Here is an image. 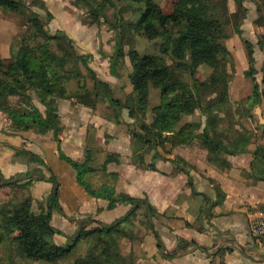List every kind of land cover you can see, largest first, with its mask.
<instances>
[{"label":"trees","instance_id":"1","mask_svg":"<svg viewBox=\"0 0 264 264\" xmlns=\"http://www.w3.org/2000/svg\"><path fill=\"white\" fill-rule=\"evenodd\" d=\"M234 2L239 8L243 5V0ZM125 3L126 7L120 9L113 0H74L75 7L87 8L88 14L83 24L89 26L98 24L100 19L109 21L105 9L115 8L116 22H109L110 28L117 31L109 54V72L119 77L127 57L130 63L128 77L132 86L131 93L124 99L113 97L109 85L88 67L92 55H78L65 33L57 31L50 34L35 16L28 21L25 34L17 39L15 50L10 47V53L14 50V59L8 63L0 57V111L10 120V128L40 134L52 132L54 140L58 142L61 124L57 101L74 99L76 103L95 108L101 94L105 96L102 91H106L111 94L108 100L114 105L115 117L119 116V110L126 109L130 118L136 115L142 118L143 122L133 134L137 141L153 148L159 144V138L172 146L199 137L207 150L208 162L218 167H228L229 163L221 155L238 153V147H247L254 141V136L247 131L245 136L234 134L228 138L225 132L218 129L223 121L220 113L226 115L225 107L228 106L229 76L223 69V63L229 57V52L224 44L227 35L219 19L225 17V14L216 12L211 0H177L168 14L163 12L155 0H125ZM132 3L138 6H131ZM225 6L224 3V11ZM24 7V3L18 0H0V9L5 11L18 12ZM128 7L133 10L137 7L134 10L136 18L125 21L121 14ZM46 17L52 18L49 12ZM137 37L157 41L158 52L140 54L133 47ZM242 40L249 60V69L244 74L252 82L249 97L252 107L264 100V91L254 73V44ZM80 64L87 69L89 76L82 73ZM198 66L210 68V75L203 80L193 77L190 84L179 77V72H189L192 76ZM87 80L91 81L90 88H87ZM69 83L74 84L73 89L67 88ZM149 84L158 88L160 97L159 104L152 108H149L148 102ZM205 89L215 93L207 107L201 106L200 99V93ZM11 97L16 99L14 103L10 102ZM37 105L43 107V111ZM196 110H200L205 117L203 126L198 122L182 123L183 116L192 115ZM147 118L151 119L149 124L146 123ZM221 137H225L227 143L232 142L233 146L227 147ZM245 151L246 148L240 152ZM21 155L28 157L29 162L44 166L35 156L28 153ZM59 157L75 170L77 182L90 196L107 199L109 209L119 203L128 204L130 209L110 224H98L87 229L82 223L77 234L68 238L66 246L56 245L52 242V236L59 232L51 226L50 220L54 210L60 211L57 204L58 183L47 168L49 175L46 178L39 172L41 180L45 179L52 184V190L45 201V210L34 214L29 199L15 211L0 207V247L3 243L8 244L22 259L60 264L61 260L71 254L79 240L91 237L95 244L89 255L76 260L74 264H133L132 255L123 256L120 253L118 240L122 237L133 238L126 226L133 223L141 208H144L146 224L150 226L149 214L152 208L148 201L117 195L114 188L108 185L91 187L84 181L87 173L95 171L87 165L88 157L82 163L61 153ZM156 157L159 154L153 155L152 159ZM253 157L264 173V153L260 147H256ZM143 158L141 156L142 161ZM153 167L152 162L148 168ZM22 177L29 179L31 174H19L9 180L1 179L0 187L15 184L27 188L31 184L30 180L17 184ZM261 179H264V174ZM153 234L158 247L162 249L157 234Z\"/></svg>","mask_w":264,"mask_h":264},{"label":"crops","instance_id":"2","mask_svg":"<svg viewBox=\"0 0 264 264\" xmlns=\"http://www.w3.org/2000/svg\"><path fill=\"white\" fill-rule=\"evenodd\" d=\"M41 1L52 16L48 32L62 30L78 55L90 52L88 67L109 85L113 97L124 99L131 93L127 57L119 77L109 72L111 30L83 24V13L71 0ZM0 57L5 62L11 59L6 41L0 44ZM80 69L83 74L88 73L82 64ZM57 113L61 124L58 142L52 132L11 129L10 120L0 111V180L31 174L17 184L31 181L27 190L35 214L45 210L52 190V184L41 180L39 172L46 178L50 171L57 180L60 211L54 210L50 220L59 232L53 235L54 244H66L82 223L87 229L110 224L130 209L124 203L109 209L107 199L90 196L77 182L75 170L60 159L61 153L78 163L88 157L87 165L95 171L87 173L84 181L91 187L108 185L117 195L148 201L152 208L150 226L141 208L133 223L126 226L133 238L122 237L120 242L121 254L132 255L133 264H264V240H257L250 233L251 223L264 213V173L253 157L257 146L264 153V137L262 143L249 145L245 152L224 153L221 157L229 166L218 167L208 162L207 150L199 137L172 146L159 138V144L147 150V145L133 137L142 118H130L126 109L119 110V116L114 118L105 103L98 102L92 108L74 99H59ZM190 121L192 116L182 117V123ZM150 122L147 118L146 123ZM196 122L204 125L203 120ZM227 147L231 148L230 144ZM22 153L35 156L44 166L29 162ZM156 154L159 157L152 159ZM152 162L154 167L150 169ZM87 176L91 178L87 180Z\"/></svg>","mask_w":264,"mask_h":264},{"label":"rangeland","instance_id":"3","mask_svg":"<svg viewBox=\"0 0 264 264\" xmlns=\"http://www.w3.org/2000/svg\"><path fill=\"white\" fill-rule=\"evenodd\" d=\"M18 1H21L25 5V7L18 12H11L0 9V44L6 41L7 45L9 43V49L12 46L11 49L14 50L16 48L17 39L25 34L27 30L28 21L31 18L37 16L40 19L41 23L44 25L45 29L49 24H51V19H48L46 17L47 9L45 8L41 0ZM155 1L160 5L163 12L168 14L172 11L177 0ZM211 1L213 3L214 8H216V10L214 9L216 12L218 11L220 14L221 12L225 14V17L219 19L221 20L223 28L227 35L226 39L224 40V44L229 52V57L226 58L225 63H223V69L229 76L228 106L225 107L226 115L224 114V112L220 113V116L223 117V121L219 125L218 129H220V131L222 132H225V136H227L228 138L230 136H233L234 134H237V136H245L246 132L250 131L254 136V141L249 145L260 144L262 143L264 137L262 135V131L264 130V100L257 106L255 105L250 107L249 97L252 92V82L250 78L246 77L244 74L249 69V60L247 57V49L242 39H246L254 44V73L257 82L260 85V88L264 91V43H262L264 42V0H243V5L241 8L238 7L234 0ZM99 2L100 1H97V3ZM113 2L114 4L116 3V5L120 9L126 7L125 0H113ZM71 3L72 5H74V0H71ZM224 3L226 4V11H224ZM130 5L138 6L137 4L133 3ZM78 9L83 13V22V20H85L88 14L87 8L79 7ZM136 9L137 7L134 8V10ZM134 10L131 7H128L127 10H124L121 14L123 20L130 21L135 19L136 15L134 13ZM114 12L115 8L106 7L105 14L109 21L105 22L104 19H100V22L98 24H95L98 26H104V28H102L103 30H105L106 28L108 30H111L113 38L117 31L112 30L110 28L109 22H116ZM53 27H55V23L54 25L49 26V29L52 30L51 28ZM58 31L61 33L63 32L62 30ZM133 47L140 54H156L158 52V42L148 41L143 37L135 38ZM53 49L58 52L56 47H53ZM14 50H11V59L7 60L8 63L14 59ZM86 53L89 54L90 52ZM210 73V68L205 66H198L194 70L192 76L189 72H179V77L183 81L190 84L193 80V77L199 80H203L207 78ZM86 75L89 76L88 73ZM73 85V83H69L67 84V88L72 89ZM87 85L91 86L90 80H87ZM103 92H105V96L101 94L98 99V102L107 104L109 106V112L111 110V113L114 114V111H112L114 105L107 100V98L111 94L106 91H102V93ZM214 97L215 93H213L210 89L203 90L200 93L201 106L207 107L209 105V102ZM15 100L16 99L14 97L10 98L11 103H14ZM148 102L149 108L154 107L160 102L159 90L152 84H149ZM255 108L257 109L256 111L254 110ZM253 110L255 112H253ZM189 116H192L193 118V121L190 122H196V120H203L205 123V117L202 115L200 110H196L192 115ZM114 118H116L115 115ZM221 138L225 144L229 145L230 142L227 143L225 137ZM230 146H233L232 142L230 143ZM247 147H238V153H240V151H243L244 148H246L247 150ZM149 148L150 147H148L147 150H149ZM88 177L91 178L90 176H87V180ZM26 199L30 200L31 210L33 212V203L27 188L15 184L0 187V207H5L11 211H15L20 206V204L23 203ZM121 239L122 238H119L118 240L120 253L122 252L120 245ZM68 243L69 241L63 246H66ZM94 244L95 240L91 237L79 240L76 246H74L71 254L66 259L61 260L59 263L74 264L75 261L78 259L87 258V256L89 255L88 253ZM100 249L101 248H98V250ZM0 264L47 263L33 261L29 259H22L18 255H16V253L13 251V248L11 249L8 244L3 243V245L0 247Z\"/></svg>","mask_w":264,"mask_h":264},{"label":"built area","instance_id":"4","mask_svg":"<svg viewBox=\"0 0 264 264\" xmlns=\"http://www.w3.org/2000/svg\"><path fill=\"white\" fill-rule=\"evenodd\" d=\"M250 233L257 240H264V213H260L250 225Z\"/></svg>","mask_w":264,"mask_h":264}]
</instances>
